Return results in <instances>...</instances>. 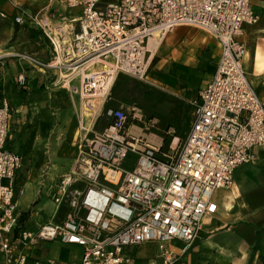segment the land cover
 Instances as JSON below:
<instances>
[{"label":"built area","instance_id":"1","mask_svg":"<svg viewBox=\"0 0 264 264\" xmlns=\"http://www.w3.org/2000/svg\"><path fill=\"white\" fill-rule=\"evenodd\" d=\"M61 1L80 9L68 42L60 26L50 25L48 12L21 13L13 21L49 37L50 61L21 55L38 66L70 71L65 81L82 100L76 118L84 132L85 117L95 108L84 107L89 99L83 93L107 90L117 75L145 82L147 42L155 33L176 26L202 29L217 40L220 56L211 80L190 103V128L181 140L172 127L164 137L156 134V119L135 104L106 108L103 128L79 140L74 164L53 186L52 202L56 210L65 208L63 217L34 231L18 224L14 176L21 156L5 148L10 108L1 100L0 264H42L26 249L53 240L81 247L74 264H135L131 248L144 243L155 245L145 264H173L189 249L203 219L217 212L214 193L230 188L235 169L254 160V149L264 150V101L243 69L239 40L244 25L256 23L259 15L251 0ZM76 77L78 85L70 86ZM17 82L26 85L23 75ZM129 154L135 161L126 168Z\"/></svg>","mask_w":264,"mask_h":264},{"label":"crops","instance_id":"2","mask_svg":"<svg viewBox=\"0 0 264 264\" xmlns=\"http://www.w3.org/2000/svg\"><path fill=\"white\" fill-rule=\"evenodd\" d=\"M50 2L0 0V34L5 35L0 40V101L6 100L10 108L5 148L21 156L14 176V200L19 227L30 231L49 219L63 217L65 208L56 210L52 202L53 186L69 170L79 140L101 130L92 128L93 123H87L86 118V132L80 130L77 100L66 81L57 78L54 70L21 55L43 63L54 56L39 29L13 21L21 13L45 15ZM251 5L259 19L244 25L239 36L245 48L242 65L264 101V0H251ZM73 19L71 22H76V17ZM67 25L73 28V24ZM157 41L152 49L147 42L149 67L139 102L142 106V100L149 98L156 106V112H147L142 106L145 117L156 119L154 131L164 137L165 129L172 127L177 137L183 138L190 128V103L211 80L220 45L206 31L189 26H176L157 36ZM18 75L25 77V86L17 82ZM161 117L165 118L163 129ZM253 153L251 163L235 169L231 187L226 192L216 191L220 193L214 199L217 212L203 219L189 249L173 264H264V150L254 149ZM47 242L59 244L62 264L81 259V247L57 240L41 241L26 251L46 264L41 256L48 251ZM174 245L181 246L178 242ZM131 252L135 264H145L155 245L144 243Z\"/></svg>","mask_w":264,"mask_h":264},{"label":"rangeland","instance_id":"3","mask_svg":"<svg viewBox=\"0 0 264 264\" xmlns=\"http://www.w3.org/2000/svg\"><path fill=\"white\" fill-rule=\"evenodd\" d=\"M51 1L50 4L46 3V7L48 9V15L51 17L50 20V25L53 28H58L59 26L62 27L66 24H73V28H69L66 27L63 31L64 33L67 32L68 36H70V38L72 37V33L75 32L77 30V23L76 22H71V19L73 18H77L78 14L80 12L79 8L76 9H68L64 3L61 0H49ZM45 3V2H44ZM43 5V4H42ZM45 6V4H44ZM72 12L74 14H72ZM42 34V36H44L49 42L50 39L48 36H46L42 31H40ZM5 37V35L2 36V34H0V40L3 39ZM155 42L157 41V36L154 38ZM51 44V42H50ZM52 47V45H51ZM28 55V54H26ZM55 71L57 78H59L61 81H65L67 80L69 77H71L72 75H68V73H70V71H65V70H61V69H52ZM97 70V69H96ZM66 75V76H65ZM68 75V78H67ZM67 83V82H66ZM144 82H139L136 81L130 77L127 76H122V75H117L114 80L112 81V83L110 84V86L107 88V90L104 91L103 95L100 97H94L97 100V106L95 107V112H87L84 111V113H88L89 115L86 118V122H91L93 123V125L91 126L92 128H97L98 129H102L103 126L105 125L107 119L104 115V111L106 108L108 107H115V106H119V103H123L124 105H137L138 107H140L142 109V106L144 107V109L147 112H151L154 111L156 112V106L154 104H151V102L149 101V98H145L142 100V106L139 102L140 97L143 95V87ZM78 85V79L77 77L74 78L71 82H70V86H77ZM71 94L75 97V99L77 100V105H78V113L80 110V105L82 104V100L80 99V96L78 93H73L70 90ZM156 114V113H154ZM86 115V114H85ZM77 116V114H76ZM164 117H161L160 120L161 124L160 126H162L161 128H165L166 124L163 123L164 121ZM156 134H159L157 131H154ZM160 135V134H159ZM177 136V135H176ZM179 139L181 140L182 137H179ZM167 140V139H166ZM166 143H164V150H167V144L168 142L165 141ZM77 154V152H76ZM76 156L70 158L71 164L69 169L72 167V165L74 164V159ZM135 161V155L134 154H129L127 160L125 161V163L123 164L124 167L128 168L130 167ZM231 187V186H230ZM229 189V188H228ZM228 189H220L218 191L220 192H226ZM219 192H215L213 198L217 199L219 196ZM46 246L48 247V251L43 253V255L41 256V258L43 259V261L46 264H50L47 263V260H53V264H62V262L64 261L62 258V254H61V250L59 248V244L55 243V242H47Z\"/></svg>","mask_w":264,"mask_h":264},{"label":"bare ground","instance_id":"4","mask_svg":"<svg viewBox=\"0 0 264 264\" xmlns=\"http://www.w3.org/2000/svg\"><path fill=\"white\" fill-rule=\"evenodd\" d=\"M75 19H73L72 21H74ZM66 27H68V25L66 24V25H64V26H62L60 29H62V30H64ZM65 35H64V37H63V40H64V42H68V41H70V36H68V33L67 32H65L64 33ZM157 36V33H155L154 34V36L153 37H151L150 39H149V43H148V49H152V47L155 45V37ZM159 41V40H158ZM157 41V42H158ZM56 42L60 45L61 43H63V42H61L60 40H56ZM155 48V47H154ZM58 60H59V65H61V63H63L64 61H63V59H60V58H58ZM62 65H66V64H62ZM109 84H110V82H109ZM104 89H105V87H104ZM103 93H104V90H98V89H96L95 91H94V93H89V92H87V93H83V97H84V99H89L88 101H87V103H88V105H86L85 104V106L84 107H86V109L87 110H93L96 106H97V100L94 98V97H100V96H102L103 95ZM84 103H86V102H84Z\"/></svg>","mask_w":264,"mask_h":264}]
</instances>
